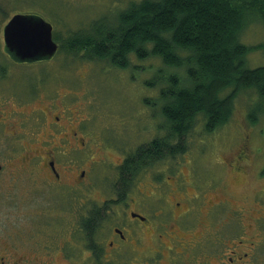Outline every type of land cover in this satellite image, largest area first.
I'll use <instances>...</instances> for the list:
<instances>
[{
	"label": "flooded vegetation",
	"instance_id": "flooded-vegetation-1",
	"mask_svg": "<svg viewBox=\"0 0 264 264\" xmlns=\"http://www.w3.org/2000/svg\"><path fill=\"white\" fill-rule=\"evenodd\" d=\"M43 79L17 100L16 109V98L0 90V181L20 167L59 180L57 154L83 150L79 130L69 128L64 109H56L51 95L58 87L53 82V88L41 89ZM37 100L46 110L32 104ZM18 150L20 158L13 161ZM242 158L239 152L236 170ZM83 176L80 171L76 183L83 189L59 191L57 206L52 192L0 196V264H264V185L237 196L230 189L215 192L218 184L228 189V175L201 183L194 178L132 184V176L121 182L118 172L115 185L96 188Z\"/></svg>",
	"mask_w": 264,
	"mask_h": 264
},
{
	"label": "rangeland",
	"instance_id": "rangeland-1",
	"mask_svg": "<svg viewBox=\"0 0 264 264\" xmlns=\"http://www.w3.org/2000/svg\"><path fill=\"white\" fill-rule=\"evenodd\" d=\"M130 2L132 0H0V90L16 98L11 104L12 109H16L17 100L26 98L30 87L37 84L36 79L44 77L41 89L46 91L53 88L55 82L57 95H51L53 92L48 95L56 97V109H64L69 128L79 130V136L85 140L82 151L64 148L60 151L64 152L62 157L57 154L59 180H51L39 168L29 172L28 167H20L0 181V196L52 192L57 206L59 191L83 189L76 184L80 171H84L80 178L91 179V184L96 185L94 188L113 186L118 181L116 166L122 158L139 145L160 138L166 130L157 92L168 71L158 58L130 57V65L121 69L104 60L88 59L83 50L67 52L64 45L47 64L43 61L17 64L4 52L2 29L13 14L40 15L52 25L53 40L58 43L54 39L56 34L63 42L69 31H89L93 23L100 21L109 25L116 23L118 14ZM246 23L241 42L247 46L264 44L263 24L251 16L246 18ZM262 51L255 48L248 53L246 66H264ZM157 68H163L162 72ZM169 73L176 75L180 71ZM229 92L230 89H225L221 95ZM32 104L46 110V104L39 100ZM17 108L25 113L29 111L28 107ZM49 109L57 115L56 109ZM203 121L201 116L195 118L182 153L151 161L134 175L132 184L194 178L201 183L228 175V189L221 190L223 187L218 184L215 192L221 195L230 189L237 196L264 185V175L255 178L257 173L264 172V100L259 99L254 90L247 89L233 99L232 115L224 125L206 132ZM21 152H16L13 161L19 160ZM239 152L246 159L238 161L236 170L232 165ZM141 189L150 190L147 186Z\"/></svg>",
	"mask_w": 264,
	"mask_h": 264
},
{
	"label": "trees",
	"instance_id": "trees-1",
	"mask_svg": "<svg viewBox=\"0 0 264 264\" xmlns=\"http://www.w3.org/2000/svg\"><path fill=\"white\" fill-rule=\"evenodd\" d=\"M126 7L114 24L100 21L89 31H69L63 42L54 34L58 49L83 50L88 59L124 69L130 57L158 58L168 71L157 92L166 130L124 156L121 182L153 160L182 153L195 118L204 119L206 132L224 125L238 93L251 89L264 100V66H246L255 48L264 55V44L241 42L248 16L264 29V0H132ZM225 89L230 92L222 96Z\"/></svg>",
	"mask_w": 264,
	"mask_h": 264
},
{
	"label": "water",
	"instance_id": "water-1",
	"mask_svg": "<svg viewBox=\"0 0 264 264\" xmlns=\"http://www.w3.org/2000/svg\"><path fill=\"white\" fill-rule=\"evenodd\" d=\"M2 34L4 52L16 63L47 61L58 49L52 25L35 13L14 14Z\"/></svg>",
	"mask_w": 264,
	"mask_h": 264
}]
</instances>
